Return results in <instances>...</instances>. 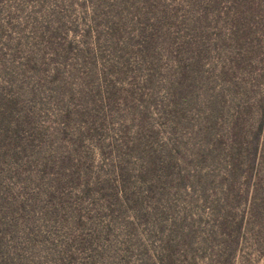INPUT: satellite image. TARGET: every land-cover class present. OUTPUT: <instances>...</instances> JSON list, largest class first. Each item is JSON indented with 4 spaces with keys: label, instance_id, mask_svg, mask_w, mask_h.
Masks as SVG:
<instances>
[{
    "label": "rangeland",
    "instance_id": "obj_1",
    "mask_svg": "<svg viewBox=\"0 0 264 264\" xmlns=\"http://www.w3.org/2000/svg\"><path fill=\"white\" fill-rule=\"evenodd\" d=\"M0 264H264V0H0Z\"/></svg>",
    "mask_w": 264,
    "mask_h": 264
}]
</instances>
